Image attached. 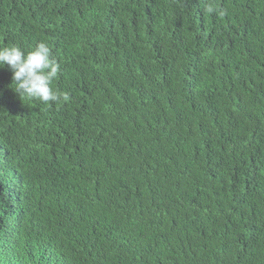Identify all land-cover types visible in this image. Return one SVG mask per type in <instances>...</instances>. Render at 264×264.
<instances>
[{
  "label": "trees",
  "instance_id": "trees-1",
  "mask_svg": "<svg viewBox=\"0 0 264 264\" xmlns=\"http://www.w3.org/2000/svg\"><path fill=\"white\" fill-rule=\"evenodd\" d=\"M41 41L68 100L0 69V264H264V0H0Z\"/></svg>",
  "mask_w": 264,
  "mask_h": 264
},
{
  "label": "clouds",
  "instance_id": "clouds-1",
  "mask_svg": "<svg viewBox=\"0 0 264 264\" xmlns=\"http://www.w3.org/2000/svg\"><path fill=\"white\" fill-rule=\"evenodd\" d=\"M209 13L225 15V11L209 6ZM7 66L12 73L11 90L18 97L38 100L44 104L67 101V93L52 88L53 81L61 71L46 42L37 43L31 50L24 51L17 45L0 46V69Z\"/></svg>",
  "mask_w": 264,
  "mask_h": 264
}]
</instances>
